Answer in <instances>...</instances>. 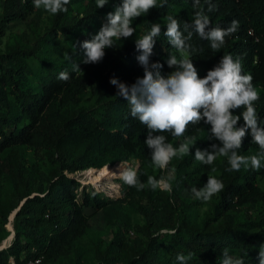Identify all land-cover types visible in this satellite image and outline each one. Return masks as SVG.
<instances>
[{
  "label": "trees",
  "instance_id": "1",
  "mask_svg": "<svg viewBox=\"0 0 264 264\" xmlns=\"http://www.w3.org/2000/svg\"><path fill=\"white\" fill-rule=\"evenodd\" d=\"M162 2L157 0L158 5ZM120 3L121 0H109L105 7L97 9L96 0H69L67 12L49 13L50 25L40 34L33 0H0V38L4 26L15 21L26 25L19 43L0 55V187L5 185L7 195L6 200H0V232L4 231L8 215L17 209L12 218L13 238L0 250V264H7L9 257L17 264L36 258L40 264H52L84 233V209L101 210L107 225L117 224L113 239L95 264H179L178 253L186 257L192 254L187 264H221L225 249L233 259L258 264L257 252L264 244V188L258 186L257 179H264V167L259 171L242 167L238 172H228L226 157L218 156L211 165L196 161L197 148L205 150L212 143H219L207 139L210 126L203 121L189 125L182 137L163 133L172 145L186 137L190 138V147L195 142L190 154L182 156L176 166L188 169L183 172L186 179L203 168L224 185L207 204L201 200L192 203L209 207L199 221H188L192 204L176 206L167 192L147 186L137 191L119 180L120 197L112 200L68 177L89 168L138 161L140 166L157 170L156 179L162 178V171L151 161V150L144 144L145 127L130 117L128 104L116 97L117 89L109 81L115 78L131 85L143 76L136 59L140 53L135 49V40L147 34L153 23L161 25V34L155 38L150 62L163 65L162 75L172 71L166 64L168 54L177 58L184 54L172 48L163 35L167 17L191 23L197 9L192 0H166L163 8L150 9L148 14L133 20L131 26L136 31L132 37L116 41L115 48L105 49L104 71L93 78L79 73L74 65L88 69L95 64L82 63L83 51L77 37L92 24L99 31L107 23V13ZM212 3L217 10L208 12L201 0V10L209 16L212 27L227 28L233 20L239 22V27L225 38L218 53L211 51L207 40L193 35L189 43L197 51L192 63L203 78L223 55L240 60L243 74L253 77L252 84L259 93L254 107L258 122L264 127V0ZM60 41L72 44L66 50L67 59H49L48 52ZM62 72L68 74V80L58 78ZM29 80L36 83L30 85ZM240 111L234 114L239 115ZM239 124H243L242 118ZM27 153L34 162H26ZM259 153L258 145L246 135L238 154ZM141 169L138 167V179L147 185ZM179 171L175 168V172ZM195 182L202 187L207 182L206 174ZM174 189L172 186L173 192ZM119 203H126L142 217L144 225L134 226L133 230L146 238L144 243L125 239L129 225L125 216L116 213ZM237 213L243 214L240 221L235 218ZM162 230L172 232L160 233ZM163 251L169 255L165 261L159 259Z\"/></svg>",
  "mask_w": 264,
  "mask_h": 264
},
{
  "label": "clouds",
  "instance_id": "2",
  "mask_svg": "<svg viewBox=\"0 0 264 264\" xmlns=\"http://www.w3.org/2000/svg\"><path fill=\"white\" fill-rule=\"evenodd\" d=\"M109 0H96V8H103ZM164 2L157 4V0H121L114 11L107 13V23L90 39L80 42L83 51L84 64H97L102 61L105 49L115 48V42L132 37L136 29L131 26L134 19L146 15L150 9L163 8ZM207 11L217 10L212 0H204ZM69 0H33L36 9L43 8L50 14L67 12L66 5ZM192 6L197 9L191 23L181 22L169 15L167 17L166 31L163 35L169 45L182 53L180 58L168 54L166 64L172 69L166 75L161 74L163 65L159 62H150L153 54L155 38L161 34V25L153 23L151 30L142 38L135 40V49L140 54L136 57L143 68V76L137 77L131 85L110 79V84L117 89L116 97L122 98L129 107V115L142 124L147 136L144 144L151 150L152 163L161 170L167 169L171 159L179 152L182 155L190 154V148L195 145L188 142L181 143L174 148L167 142L168 133L173 137H182L189 125H199L201 121L209 125L207 139L218 141L212 143L209 149H196L194 157L205 165H211L218 156L226 157L228 172L251 168L259 171L264 167V127H261L254 103L260 96L252 84L253 77L243 74L240 60H233L231 55H223L218 63L207 71L201 78L192 63V55L197 50L189 43L193 35L207 40L212 52L218 53L225 45V38L238 30L239 22L233 20L227 28L212 27L208 15L201 10V0H192ZM182 25V27H181ZM67 59V56L65 57ZM74 68L81 71L79 65ZM59 79L68 80L66 72L60 73ZM236 110H241L235 115ZM243 120L240 125L239 121ZM246 135L251 136V143L258 145V155L243 156L238 154L242 141ZM186 141L190 138L186 137ZM120 179L137 191L146 186L152 190L160 189L171 192L169 182L172 177L156 179L147 178V185L138 179V167L127 168L120 172ZM72 178V177H71ZM224 188L222 181L209 176L207 182L197 189L192 187L191 193L197 200L209 201ZM191 253L186 257L177 254L179 264H187ZM258 264H264V244L257 252ZM221 264H244L241 258L233 259L228 250L223 252Z\"/></svg>",
  "mask_w": 264,
  "mask_h": 264
},
{
  "label": "rangeland",
  "instance_id": "3",
  "mask_svg": "<svg viewBox=\"0 0 264 264\" xmlns=\"http://www.w3.org/2000/svg\"><path fill=\"white\" fill-rule=\"evenodd\" d=\"M82 6L85 5V3L81 4ZM35 15H38L39 19V27L38 31L40 34L44 33L45 30L50 25V14L46 12L43 8L36 9L35 8ZM26 25L22 22L15 21L12 22L3 28V36L0 38V55L5 53L8 48H14L19 43V35L23 30L26 29ZM98 32L97 25L92 24L88 28L82 31V33L77 37V44H80V42L85 40H90L96 33ZM59 38L61 36L58 35ZM72 47V44H68L67 42H59L56 46L52 47L50 51L48 52L49 59L58 58L63 59L66 56L68 57V53L66 52L67 48ZM106 69L105 65L103 64V61L95 64L93 67L87 68H81L79 73L85 75L94 77L96 74H98L101 71H104ZM30 85H34L36 82L33 80H29ZM86 97V96H85ZM188 142L186 140L183 141H175L173 143L174 148H179V145L181 143ZM189 143V142H188ZM26 162L31 163L34 162L33 158L31 157L30 153H27L26 155ZM182 154L179 152L177 153V156L173 157L171 161L169 162L167 169L161 170L162 178H168L172 177L169 182L171 185L175 188L174 192L173 190L168 194L171 196V200L174 205H178L181 203H184V205H190L193 202L197 201L193 194L191 193V188L196 187L199 189L201 186H199L195 180L198 179V177H202L206 174V178L209 176H212L206 172H204L203 168H200L197 173L194 172L192 174V177L195 178V180L190 177V179H186V177L183 175V172H188V169L184 168L183 165L180 167H176L179 164V161L182 158ZM221 157V156H220ZM43 166L46 168L47 164L45 163V160L42 162ZM123 165L122 171L127 168H142V174L144 178L146 179L149 176H153L156 178L157 170L153 168H145L144 166H140V163L138 161H130V162H123L120 163ZM109 166V165H106ZM105 166V167H106ZM175 168L181 170L179 172H175ZM93 168H89L88 170H84L82 172H75L73 174H68L69 177H72L76 179L80 186L85 187L86 189H93L94 191L100 193L102 197L108 198V199H116L119 198V180L120 179V172L114 173L113 175H109L105 178V180L101 184L96 183H85L84 182V175L88 173ZM95 170V169H93ZM84 173V174H83ZM111 177V178H110ZM258 186L263 189L264 188V179L261 177H258L257 179ZM160 190V189H157ZM161 191V190H160ZM164 192V191H163ZM7 199L6 195V187L5 185H1L0 187V200L4 201ZM208 202V201H207ZM207 202H205L207 204ZM202 205H194L192 204L191 207H193V210H191V216L188 218V221L191 223H194L195 221H199L206 215V212H209V207L206 204ZM118 209H116V213H120L123 216H125V220L128 223V231L125 235V239H136L140 240L141 242H145L146 238L141 236L140 234L135 233L133 230L134 226H143L144 221L140 215H138L133 209H131L126 203H119ZM192 209V208H191ZM84 215H86L87 218V225L84 230V233L77 238L71 246L68 248V250H64L63 255H58L56 258L53 259L52 264H76V259L79 261V264H95L97 261V258L100 256V254L106 250L107 245L111 242L113 239V233L116 230L117 224L115 225H107V220L104 217L105 212L103 211H92L89 209H84ZM254 213L253 211H249L248 215H252ZM236 220L240 221L243 219L242 213L235 214ZM171 233L172 231L162 230L160 233ZM13 236V229H12V218L11 214L7 217V222L4 225V231L0 232V247L7 246L11 241L12 238L10 236ZM162 251H160L161 253ZM169 255L163 251V254H161L160 258L162 261L167 260ZM109 264H122L120 262H113L110 261Z\"/></svg>",
  "mask_w": 264,
  "mask_h": 264
},
{
  "label": "bare ground",
  "instance_id": "4",
  "mask_svg": "<svg viewBox=\"0 0 264 264\" xmlns=\"http://www.w3.org/2000/svg\"><path fill=\"white\" fill-rule=\"evenodd\" d=\"M122 168H123V165L120 163H117L113 166H106L103 169H95V170L92 169L84 175V182L85 183H96L99 185L109 175H113L114 173L122 171ZM11 237H12V234L10 238Z\"/></svg>",
  "mask_w": 264,
  "mask_h": 264
},
{
  "label": "built area",
  "instance_id": "5",
  "mask_svg": "<svg viewBox=\"0 0 264 264\" xmlns=\"http://www.w3.org/2000/svg\"><path fill=\"white\" fill-rule=\"evenodd\" d=\"M7 264H17V263L14 261V259L12 257H9L8 260H7ZM21 264H40V259L39 258L30 259V260H27V261H25L24 263H21Z\"/></svg>",
  "mask_w": 264,
  "mask_h": 264
},
{
  "label": "water",
  "instance_id": "6",
  "mask_svg": "<svg viewBox=\"0 0 264 264\" xmlns=\"http://www.w3.org/2000/svg\"><path fill=\"white\" fill-rule=\"evenodd\" d=\"M74 179V178H73ZM74 180H76V179H74ZM77 181V180H76ZM78 182V181H77ZM79 183V182H78ZM22 203V202H21ZM21 203L19 204V205H21ZM17 211V209L15 210V211H13L12 213H11V218H13V216H14V214H15V212ZM13 237V236H12ZM8 246V245H7ZM6 245L5 246H2V247H0V250H2V249H4L5 247H7Z\"/></svg>",
  "mask_w": 264,
  "mask_h": 264
}]
</instances>
